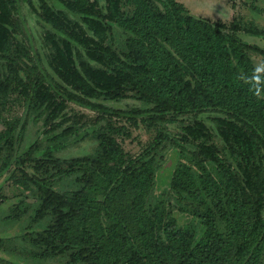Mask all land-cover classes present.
<instances>
[{"label":"trees","instance_id":"1","mask_svg":"<svg viewBox=\"0 0 264 264\" xmlns=\"http://www.w3.org/2000/svg\"><path fill=\"white\" fill-rule=\"evenodd\" d=\"M37 1L0 0V175L9 171L33 196L1 217L2 225L24 218L26 226L0 236L8 256L0 264H264V47L238 35L264 39V28L242 16L197 17L178 0H58L65 10ZM21 2L49 27L47 60L60 82L33 53ZM126 91L139 107L96 101ZM69 101L94 116L68 113ZM211 111L227 156L196 118ZM188 115L169 136L166 125ZM122 118L156 130L138 154L117 141L129 133ZM29 121L40 134L21 151ZM85 140L87 153L59 156ZM165 141L182 159L159 199L152 192ZM174 206L189 221L179 223Z\"/></svg>","mask_w":264,"mask_h":264},{"label":"rangeland","instance_id":"2","mask_svg":"<svg viewBox=\"0 0 264 264\" xmlns=\"http://www.w3.org/2000/svg\"><path fill=\"white\" fill-rule=\"evenodd\" d=\"M37 5L38 1L33 0ZM50 5L54 8H62L59 5L58 0H46ZM180 1L187 11L197 17L206 18L210 21H220L224 23H229L234 17L242 16L246 19L254 20L259 26L264 28V0H178ZM253 2L256 6L262 9L261 12L257 13L252 11L250 8V3ZM101 3L102 0H101ZM64 9V8H62ZM65 10V9H64ZM18 16L22 20L24 24V30L28 37L29 43L32 46L33 53L36 57L39 58V65L41 69H44L48 73L52 75V77L60 82L58 77L54 74L53 70L49 66L48 63V55L50 52V46L45 40L44 32L49 30V27L41 22L37 15L30 10V8L23 2L19 4ZM67 16L71 19H75L79 22L80 19L77 16L72 15L71 13H67ZM86 29L87 36H92V31L89 30L85 25H83ZM241 38L248 41L249 43L257 44L261 47H264V39L260 37L250 36L245 33L238 34ZM83 54L82 48L74 49V57L76 61V66H78V62L80 56ZM83 58H87V56H83ZM252 58L254 63L258 66L259 69H262L263 66L261 64V57L252 54ZM91 59V58H90ZM91 64L94 66H98L94 63L93 59L89 60ZM100 101L108 106L118 108V109H130L131 107H139L140 102L137 100L135 92L126 91L120 100H107L103 99L96 100ZM18 114L21 115L24 112V107L19 105L16 107ZM68 113L76 112L83 113L84 115L91 118L94 116V110L90 109L85 105H81L75 101H69L68 107L66 109ZM216 112H202L199 113L196 118L202 120L205 124L207 130L212 135V143L219 149V153L227 156L226 148L224 146L223 141L217 134V130L214 123V117L217 116ZM193 117L191 115L188 116H179L178 121L176 123L167 124L165 131L169 134V136L177 137L181 132V126L186 125L191 122ZM118 122L123 123L127 126L129 133L121 134L117 137V141L122 149L130 154H138L144 148H146L154 139L156 135V130L153 128H147L142 123H138L137 125L132 124L131 121H127L124 118L119 119ZM6 125L0 124V132L5 129ZM88 128L87 131L89 132ZM40 126L38 124H34L31 121L28 122L24 142L22 145L23 151L26 147H28L40 134ZM165 147L161 151V159L159 160L161 163V167L157 170L155 176V183L153 187L152 197H158L159 199H165L167 196V191L170 186L171 173L173 170V166L175 165L177 159H182L181 156H178V148L176 146L170 145L167 141L164 142ZM92 143L88 140H85L80 143L79 147L70 148L68 151L61 152L59 156L61 157H69L74 155H80L87 153L90 150ZM173 161V163L171 162ZM243 167H252V162H246L240 160ZM236 164V161L233 162ZM13 166L11 165L10 169ZM30 171V170H29ZM9 171L0 175V236H9L19 234L25 231V219L22 218L19 221L2 225L1 217L7 215L9 211L19 205L20 201H25L27 203H31L33 201V196L31 192L24 191L21 188H18L16 185L12 184L10 179L7 178ZM170 201H166V203L173 204V197L170 195ZM172 213L177 218L179 223H184L189 221L190 217L182 212L178 211V208L175 206L172 207ZM264 217V210L262 211ZM1 257H8L6 253L0 251ZM21 264H27V262L19 260ZM31 264V263H28Z\"/></svg>","mask_w":264,"mask_h":264}]
</instances>
